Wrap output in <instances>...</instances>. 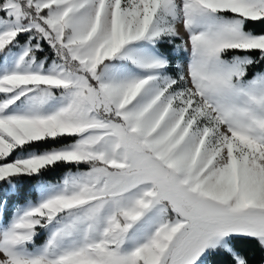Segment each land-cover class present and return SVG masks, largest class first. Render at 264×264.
<instances>
[{"label": "snow or ice", "instance_id": "6c2138e0", "mask_svg": "<svg viewBox=\"0 0 264 264\" xmlns=\"http://www.w3.org/2000/svg\"><path fill=\"white\" fill-rule=\"evenodd\" d=\"M0 264H264V0H0Z\"/></svg>", "mask_w": 264, "mask_h": 264}]
</instances>
